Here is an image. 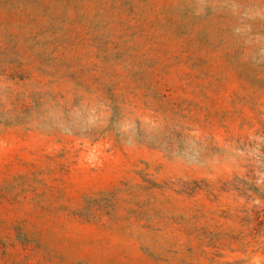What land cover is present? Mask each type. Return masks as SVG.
Here are the masks:
<instances>
[{"label": "rangeland", "instance_id": "rangeland-1", "mask_svg": "<svg viewBox=\"0 0 264 264\" xmlns=\"http://www.w3.org/2000/svg\"><path fill=\"white\" fill-rule=\"evenodd\" d=\"M0 264H264V0H0Z\"/></svg>", "mask_w": 264, "mask_h": 264}]
</instances>
